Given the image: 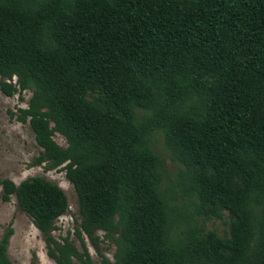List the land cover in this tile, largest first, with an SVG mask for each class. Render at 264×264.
<instances>
[{
  "label": "trees",
  "instance_id": "trees-1",
  "mask_svg": "<svg viewBox=\"0 0 264 264\" xmlns=\"http://www.w3.org/2000/svg\"><path fill=\"white\" fill-rule=\"evenodd\" d=\"M24 91L9 115L40 148L31 166L65 171L80 249L52 235L68 210L56 184L0 178V198L55 264H94L85 237L100 264H264V0H0V93ZM217 210L222 237L197 221Z\"/></svg>",
  "mask_w": 264,
  "mask_h": 264
},
{
  "label": "rangeland",
  "instance_id": "rangeland-1",
  "mask_svg": "<svg viewBox=\"0 0 264 264\" xmlns=\"http://www.w3.org/2000/svg\"><path fill=\"white\" fill-rule=\"evenodd\" d=\"M30 96V91H24L21 95L15 94L12 97L0 93V178H7L19 184L31 177H42L59 186L66 195L68 210L56 220L52 235L58 241L68 235L80 249L79 241L74 236L80 221L77 197L72 185L65 177V171L61 168L46 171L43 165L31 166V161L39 155L40 148L28 124L17 122L9 115V112H16L18 108H26ZM53 139L59 146H66V141L61 135L55 134ZM154 148L165 159L167 169L163 174V186L166 187L171 180L175 179V166L163 152V140L160 135L154 139ZM207 216L205 222H203L205 218L203 214L197 216L198 223L203 224L205 231H214L220 237L228 235L227 211L217 210ZM9 225L12 227L13 234L9 240L7 254L12 264H55L46 254V245L41 234L33 226L29 217L17 207L14 196L8 202H3L0 198V237ZM98 235L100 253L112 260L114 244L104 240L102 232H98ZM85 243L93 263L100 264L101 257L86 237ZM74 264L79 263L74 261Z\"/></svg>",
  "mask_w": 264,
  "mask_h": 264
}]
</instances>
